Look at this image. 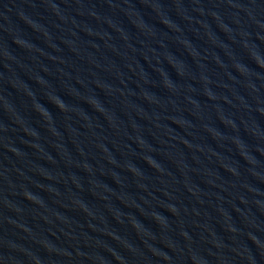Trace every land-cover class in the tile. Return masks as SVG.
I'll return each mask as SVG.
<instances>
[{
  "label": "water",
  "instance_id": "95a60500",
  "mask_svg": "<svg viewBox=\"0 0 264 264\" xmlns=\"http://www.w3.org/2000/svg\"><path fill=\"white\" fill-rule=\"evenodd\" d=\"M0 264H264V0H0Z\"/></svg>",
  "mask_w": 264,
  "mask_h": 264
}]
</instances>
